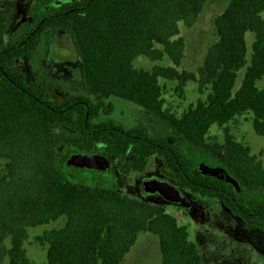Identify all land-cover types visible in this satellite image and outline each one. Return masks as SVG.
<instances>
[{
    "label": "trees",
    "instance_id": "1",
    "mask_svg": "<svg viewBox=\"0 0 264 264\" xmlns=\"http://www.w3.org/2000/svg\"><path fill=\"white\" fill-rule=\"evenodd\" d=\"M55 1L36 0L31 21L17 31L0 7V160L6 161L0 174V264H37L25 247L29 230L61 218L67 219L63 229L37 237L47 247L46 264H122L141 233L158 237L162 264L203 263L188 228L164 203L130 197L101 179L75 181V170L92 156H114L130 174L143 170L159 147L167 163H174L173 152L184 188L230 207L239 187L243 208L256 214L246 220L264 227V162L230 128L252 115L255 133L264 137V89L257 86L264 79V0L230 1L216 19L218 41L197 74L178 71L185 56L178 36L181 24L197 23L207 0H78L54 8ZM56 33L75 49L83 93L63 98L56 92L63 88L48 76L32 81L14 69L20 59L37 60ZM248 33L255 34L249 67ZM139 57L171 65L137 69ZM162 81H178L181 96L188 82H196L206 98L181 114L166 109ZM112 99L141 108L146 120L130 131L114 130ZM215 126L223 130V143L210 136Z\"/></svg>",
    "mask_w": 264,
    "mask_h": 264
},
{
    "label": "rangeland",
    "instance_id": "2",
    "mask_svg": "<svg viewBox=\"0 0 264 264\" xmlns=\"http://www.w3.org/2000/svg\"><path fill=\"white\" fill-rule=\"evenodd\" d=\"M73 1L78 0H56L52 7L56 8ZM230 1L231 0H207L197 23L193 27L188 28L182 24L180 25V35L178 38H182L185 42V56L181 66L177 68L180 73L186 72L188 74H197L198 70L204 65L208 51L218 41L216 19L226 11ZM32 3L33 0H13L3 3V7L5 8L4 10L8 14L13 27H16L17 24L28 19V12ZM261 17L264 20V12ZM246 41L248 47L247 67H249L252 46L255 41V34L248 33L246 35ZM155 65L168 66L171 64L168 59L164 62H158L155 64L146 57H139L134 62L135 68L147 71L152 70ZM247 67L239 73V79L236 86L237 89H239L242 85ZM14 69L26 73L32 81L35 80L36 75L48 76L52 83L63 88V91L56 89L58 95L63 98L69 94L83 93V87L79 75L78 57L73 45L65 34H54L50 46L48 48L46 47L45 50L42 51L41 56L37 58V60L34 59L31 61L28 58L20 59L16 61ZM162 85L165 87L166 108L175 110L180 114L186 111L191 105L196 104L198 100H204L206 98V95L199 93L196 82L187 83L184 87L183 96L176 91L179 85L178 81H162ZM257 86L259 89H264V79L258 82ZM112 102L115 103L117 107L116 118L125 124L128 123V126H133L139 120H144L145 116L141 108L119 99H112ZM252 120V115L239 117L237 118V121L230 125V128L240 143L250 147L252 154L259 157L261 161H264V137L255 133ZM210 136L217 138L219 143L224 142L223 130L217 126L212 128ZM5 164L6 161L0 160V174L4 172ZM75 171L76 174L73 178L77 182L82 181L90 184L94 179H96H92L86 169L77 168ZM155 179L162 180L160 178L147 179L143 182V185L148 180ZM116 189L121 193L129 195L130 197L142 199L152 203H158L156 199L150 200L144 197L142 192L140 195L139 187L136 185L130 186L127 183H118L116 185ZM167 206L168 213L176 217L181 226H187L189 228L190 239L196 242V226H198L199 222H201L204 227L205 224L202 217L206 215V211H201L200 215L197 212V218L195 220L191 213L183 216V212L177 210L172 204L168 203ZM214 221V226H220L222 228L223 225H225L218 218ZM66 223L67 219L61 218L49 226L29 230V238L26 241L25 247L31 261L37 264L47 263V247L41 246L37 241V237L41 236L45 230L63 229ZM222 233L214 235L211 231H208L207 228L206 235L200 230L196 234V238H200L201 246L206 252V258L208 261L207 264H230L227 262L230 258L219 259L222 253L219 245L224 244L222 239H225V242H231V237ZM253 234L254 235L251 237L252 240H256V237H261L263 235L261 233ZM232 239H234V237ZM236 239L237 240H233L231 247L233 259L237 260L239 264H247L251 260L256 261V258L252 257V255L256 254V252L252 248H249L242 238ZM223 253L227 254L226 251H223ZM257 258L260 259V257ZM162 261L163 256L160 250L158 237L149 233H141L136 245L132 248L131 252L126 257V260L122 264H162ZM4 264L9 263L6 261Z\"/></svg>",
    "mask_w": 264,
    "mask_h": 264
},
{
    "label": "flooded vegetation",
    "instance_id": "3",
    "mask_svg": "<svg viewBox=\"0 0 264 264\" xmlns=\"http://www.w3.org/2000/svg\"><path fill=\"white\" fill-rule=\"evenodd\" d=\"M7 1H13V0H0V7L6 17L8 18L9 26L11 28V31H17L18 29L22 28L23 25L27 22H30V11L31 8L33 7L34 3L36 0H33V3L30 5V9L28 12V19L26 21H23L19 24H17L16 27H13V24L11 20L8 17V14L5 12V8L3 7V3ZM115 104V103H114ZM134 105V104H133ZM116 106V105H115ZM136 106V105H135ZM137 107V106H136ZM139 108V107H138ZM168 109V108H166ZM143 112V111H142ZM117 114V107L115 109V112L111 115L109 118L111 122L115 124L116 127H114V130L121 131V132H126L130 131L135 128L139 124L141 120H139L137 123H135L133 126H128V123H123L121 120L116 118ZM144 114V112H143ZM145 116V114H144ZM146 116L144 117V120H146ZM122 129V130H121ZM163 148L159 147L160 152L157 153L154 157H152L149 160V164L143 169V170H134L130 174H125L123 172L124 166L121 165L120 160L114 156H111L107 158V160L110 163V171H111V176H112V181L109 185L115 186L119 183H127L130 186H138L139 187V194L141 195L142 192V185L143 182L147 179L151 178H160L174 187H176L179 191H181L184 196L187 198V201L189 203V207H183L180 205H175L172 204L173 207H175L177 210H180L183 212V216H186L188 213H191L195 220L197 218V212L200 215L201 211H206V215H204L202 218L204 220V227L201 222H199V227L196 226V234L200 230L206 235V229L208 228V231H211L212 234H217L219 235L220 233L227 234L231 237V242L226 241L225 239H222L224 244L219 245L220 250H222V253L219 257L221 258H227L228 263H234L237 264V260L233 259V254L231 252V247L233 244V240H237L236 238H242L243 241L246 242V245H248L249 248H252L256 254H253L252 257L256 258V261H249L247 264H264V227H255L251 225L252 223H249L246 218H252L256 214L253 212H247L242 205V198L240 197L241 195V189L237 187V193L239 196L232 197L231 193L227 190L223 191L222 194H227L228 196H231V203L229 204L230 207L223 201L220 200L217 197H206L201 196L199 194L193 193L192 191L184 188L183 181L179 180L177 176L176 170H174V167L178 166L177 163V155L171 152V157L174 163L170 161V163H167V155L166 151L164 154ZM259 159V157H258ZM260 160V159H259ZM261 161V160H260ZM264 162V161H262ZM167 163V164H166ZM171 167H169V165ZM96 179H101V177H96ZM150 181V180H148ZM224 190V189H222ZM203 192L206 194V184L203 185ZM167 206V204H165ZM168 207V206H167ZM246 207L249 209H254L255 204H252V206L249 207V202L246 203ZM202 216V215H201ZM218 218L220 221H222L225 225L221 228L220 226H214V220ZM257 225V224H256ZM187 227V226H185ZM188 228V227H187ZM189 231V228H188ZM222 233V234H223ZM253 233H261L263 234L261 237H256V240H252L251 237L254 235ZM190 234V232H189ZM195 234V239H196V244L198 245L201 254L203 256V263L202 264H207V258H206V252L204 251L203 247L201 246L200 238H196ZM224 235V236H227ZM234 237V239H232ZM193 241V240H192ZM235 242V241H234ZM238 242V241H237ZM258 248V249H257ZM223 251H226L227 254H224ZM228 256V257H227ZM257 257H260L257 258ZM226 259V260H227ZM218 260V259H217ZM256 262V263H254ZM239 264V263H238Z\"/></svg>",
    "mask_w": 264,
    "mask_h": 264
},
{
    "label": "water",
    "instance_id": "4",
    "mask_svg": "<svg viewBox=\"0 0 264 264\" xmlns=\"http://www.w3.org/2000/svg\"><path fill=\"white\" fill-rule=\"evenodd\" d=\"M69 3V2H68ZM66 4V3H65ZM86 171L91 178L101 177L106 183L110 184L112 181L110 163L102 156H92L85 158ZM203 174L219 176L222 179H228L224 173L217 171L209 172L207 169H201ZM144 197L147 199H156L158 203L175 204L183 207H189V203L184 194L176 187L164 180H150L144 183L143 191Z\"/></svg>",
    "mask_w": 264,
    "mask_h": 264
}]
</instances>
